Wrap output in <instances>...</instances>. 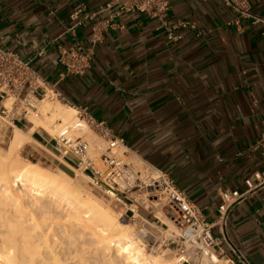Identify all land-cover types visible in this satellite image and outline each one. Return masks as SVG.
I'll use <instances>...</instances> for the list:
<instances>
[{"label": "crops", "instance_id": "1", "mask_svg": "<svg viewBox=\"0 0 264 264\" xmlns=\"http://www.w3.org/2000/svg\"><path fill=\"white\" fill-rule=\"evenodd\" d=\"M106 1L0 0V49L29 60L67 105L108 125L130 155L164 172L208 220L225 201L221 248L264 264V151L251 149L264 135V23H235L222 0H169L165 24H193L178 28L179 38L136 12L115 18L92 45L91 25L105 14L89 16ZM250 4L264 18V0ZM73 46L92 47L83 75L65 74L58 62L59 48ZM35 148L53 150L40 129L20 150Z\"/></svg>", "mask_w": 264, "mask_h": 264}, {"label": "built area", "instance_id": "2", "mask_svg": "<svg viewBox=\"0 0 264 264\" xmlns=\"http://www.w3.org/2000/svg\"><path fill=\"white\" fill-rule=\"evenodd\" d=\"M231 9L236 18H253L264 23L252 13L250 0H222ZM169 10V0H108L90 14V18L105 14L102 19L91 25V43L102 41V32L113 26L115 18L125 13H142L165 24ZM88 17V16H87ZM190 26L182 20L166 25L167 38L177 39L175 31L180 27ZM92 47L73 46L59 48L58 62L65 74L83 75L90 66ZM43 99L56 100L67 104L64 95L55 84H49L31 67L29 60L9 50L0 49V114L10 119L12 123L27 121V115L37 110L38 102ZM9 100L10 107L4 101ZM76 109L74 118L65 124H59L53 135H49L52 149L62 159L71 157L73 166L87 177L95 186L112 191L117 200L128 201L130 215L133 220L140 217L143 225L155 227L156 233H149L155 240L158 249H169L173 257L169 264H247L237 252L236 257H228L221 243H227L226 221L227 205L224 201L217 210L214 220L210 221L201 209L190 202L184 192L177 188L174 182L162 171L146 161L130 155L123 148V138L116 135L104 122L96 121L83 109ZM90 129L97 136L100 153L99 164L90 155L92 143L79 134L84 129ZM122 148V156L113 149ZM264 151V135L253 144L251 149ZM255 178L261 179L260 174ZM248 187L251 182L247 181ZM233 196H240L237 191ZM160 207L164 217L170 224L162 221L154 209ZM142 209L146 214L139 216ZM214 255L216 261L211 258Z\"/></svg>", "mask_w": 264, "mask_h": 264}, {"label": "bare ground", "instance_id": "3", "mask_svg": "<svg viewBox=\"0 0 264 264\" xmlns=\"http://www.w3.org/2000/svg\"><path fill=\"white\" fill-rule=\"evenodd\" d=\"M37 112L42 121L29 116L27 129L15 127L0 151V264H167L147 253L130 227L99 200L20 156L36 127L51 133L53 122L69 123L76 109L60 101L38 102Z\"/></svg>", "mask_w": 264, "mask_h": 264}, {"label": "rangeland", "instance_id": "4", "mask_svg": "<svg viewBox=\"0 0 264 264\" xmlns=\"http://www.w3.org/2000/svg\"><path fill=\"white\" fill-rule=\"evenodd\" d=\"M40 104H55L58 101L56 100H49V99H43L39 101ZM61 103V102H60ZM6 104V101H5ZM7 104L9 106V101H7ZM31 115H35L36 120L41 122V118L36 111L30 113L27 115V118ZM24 126H22V130H26L28 125V121H22ZM14 123H12L8 118H5L3 115L0 114V151L4 150L6 146L8 145L11 135L13 133V129L15 128L13 126ZM59 121H55L51 125L52 132L48 133L40 126L36 127V129L42 130L45 134L53 135L55 129L58 127ZM79 134H82L83 137L90 141H97V144L94 142L91 145L90 148V155L96 159V163L99 164L98 155L101 150H99V140L95 133H93L90 129L86 128V130H82ZM30 138V137H29ZM32 154L26 155L25 151H19L20 156L25 160L37 162L42 167H48L51 170H54L59 175H61L63 178L67 179L71 183H74L78 187H81V189L85 192H87L88 195H90L93 199L99 200L98 202L104 205L107 210L115 215L118 220L127 226L130 227L132 230L133 235L140 240V242L143 244L144 249L147 253L153 255V256H160L169 264L173 257V252L169 249H158L157 244L155 243V239L149 234H155L156 229L152 226L143 225L140 217H136L135 220L126 217L123 215V210L126 208L124 205V200H117L114 196H109L103 188H99L95 186L87 177H85L80 171L76 170L75 167L71 162L66 163L64 159L60 158V156L54 151V150H41V149H33ZM113 152H117L120 156H122V148L120 149H113ZM135 162L138 161L137 158H133ZM139 216L146 214V212L142 209L138 212ZM154 214H156L162 221L166 222L167 224H170L169 221L164 217L162 214L160 207H157L154 209ZM221 264H224V262L221 260Z\"/></svg>", "mask_w": 264, "mask_h": 264}]
</instances>
